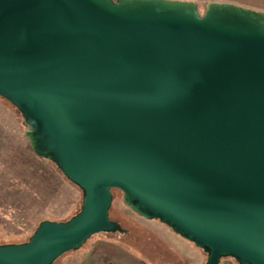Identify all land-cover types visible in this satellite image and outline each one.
<instances>
[{
	"label": "water",
	"instance_id": "obj_1",
	"mask_svg": "<svg viewBox=\"0 0 264 264\" xmlns=\"http://www.w3.org/2000/svg\"><path fill=\"white\" fill-rule=\"evenodd\" d=\"M0 97L82 190L68 219L0 243L52 264L99 232L112 189L206 252L264 264V11L211 0H0Z\"/></svg>",
	"mask_w": 264,
	"mask_h": 264
},
{
	"label": "rangeland",
	"instance_id": "obj_2",
	"mask_svg": "<svg viewBox=\"0 0 264 264\" xmlns=\"http://www.w3.org/2000/svg\"><path fill=\"white\" fill-rule=\"evenodd\" d=\"M194 1L199 12L203 13L204 4L211 0ZM23 130L20 113L0 97V243L27 240L41 220H66L79 209L81 202L82 190L62 175L53 162L30 150ZM112 194L109 217L119 220L132 231L133 237L127 240L128 244L137 253L152 256L150 264H204L206 254L193 243L161 221L154 220L168 229L171 239L166 240L159 230L122 203L121 191L112 189ZM104 235L120 239L118 232L95 233L78 249L61 254L52 264H80L91 241ZM138 236H151L163 246L157 252L149 253L143 242L136 241ZM219 264L238 263L232 257H223Z\"/></svg>",
	"mask_w": 264,
	"mask_h": 264
},
{
	"label": "crops",
	"instance_id": "obj_3",
	"mask_svg": "<svg viewBox=\"0 0 264 264\" xmlns=\"http://www.w3.org/2000/svg\"><path fill=\"white\" fill-rule=\"evenodd\" d=\"M237 4L259 8L264 11V0H230ZM254 2L249 4L248 2ZM256 4V5H255ZM263 5V6H259ZM144 219V218H143ZM152 228H156L161 236L166 240L171 239L169 231L166 227L156 223L153 220H147ZM173 243V242H172ZM80 264H150V262L133 251L129 247L121 244L117 239L108 236H100L91 241Z\"/></svg>",
	"mask_w": 264,
	"mask_h": 264
},
{
	"label": "trees",
	"instance_id": "obj_4",
	"mask_svg": "<svg viewBox=\"0 0 264 264\" xmlns=\"http://www.w3.org/2000/svg\"><path fill=\"white\" fill-rule=\"evenodd\" d=\"M49 160V159H48ZM51 161V160H50ZM52 162V161H51ZM60 171V170H59ZM113 189H115V188H113ZM110 210H111V207H110V209H109V215H110ZM111 219H113V220H116L117 222H119L120 223V225L123 227V229H124V231L123 232H118V234H120V239H118V241L121 243V244H123L124 246H126V247H129L130 249H132L133 251H135V249L134 248H132L131 247V245L130 244H128V242H127V240H129V239H131L132 237H133V235H132V231L128 228V227H126L125 225H123L122 224V222H120L119 220H117V219H115V218H111ZM138 240V241H137ZM136 241L137 242H139L140 244L143 242V244H145L146 246L144 247V249L145 250H147L149 253L150 252H154V251H158L157 249H159L160 248V246L162 247L163 245L161 244V245H159V243H157V241H159V240H157L156 238L155 239H153V237H151V236H141V237H137V239H136ZM160 242V241H159ZM199 250H201V251H203L202 249H200V248H198ZM136 252V251H135ZM205 254H206V252L205 251H203ZM139 254V253H138ZM141 256H143L144 258H146L148 261H150L149 260V258H152V256L150 257V256H146V255H143V254H140ZM207 255V254H206ZM205 260H206V257H205ZM205 260H204V263H205Z\"/></svg>",
	"mask_w": 264,
	"mask_h": 264
}]
</instances>
